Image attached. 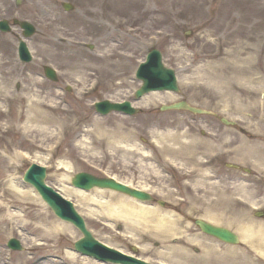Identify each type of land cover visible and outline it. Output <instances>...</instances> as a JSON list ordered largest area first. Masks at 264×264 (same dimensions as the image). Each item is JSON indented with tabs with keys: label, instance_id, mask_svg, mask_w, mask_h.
Here are the masks:
<instances>
[{
	"label": "bare ground",
	"instance_id": "obj_1",
	"mask_svg": "<svg viewBox=\"0 0 264 264\" xmlns=\"http://www.w3.org/2000/svg\"><path fill=\"white\" fill-rule=\"evenodd\" d=\"M103 6L112 14H118L119 9L107 3ZM223 32L224 39H217L218 46L210 53H201L200 61L195 65H179V83L182 88L187 84L193 85L196 90L206 88L216 96V103L223 108L231 105L237 108L236 116L232 119L242 126L241 132L248 134L239 133L235 144L230 140L227 144L230 143L234 150H242L246 157L252 156L245 162L263 174L264 110L259 109L264 108V74L258 64L262 41H253L254 36L250 33L242 35L233 26L225 28ZM61 39L60 36L55 40L59 43ZM44 41L54 42L48 36ZM10 67L11 60L0 57V235L6 237L18 232L26 250L20 254L11 252L8 255L0 250V264H105L78 254L69 242L64 241L65 238L74 239L71 224L54 218L40 195L30 185L20 183L14 175L15 166L22 158H32L33 162L47 166L52 161L51 154L65 146L68 137L74 136L71 143L74 142L75 149L76 138L85 129L81 128L78 118L66 116L68 110L45 95L44 83L32 74L25 75L21 80H8L7 77L12 73ZM119 69L124 72L127 68L121 66ZM90 74L85 73L78 79L83 85V94L90 92L84 83L86 77L94 76ZM125 81L126 78H122L117 85H122ZM16 82L20 84L19 89L13 88ZM180 99L172 91H153L134 105L147 108L154 101L161 104ZM8 103L11 104L9 108L6 107ZM151 120L154 124L147 130V143L145 139L143 143L138 142L142 137L139 131L124 129L120 125L108 131L95 119L91 122V131L97 135H107L106 146L111 150L115 146L112 138L116 134L120 140L127 141L126 157L122 163L131 175L135 173L144 179L153 177L168 181L164 179L165 169L159 168L153 160L156 152L160 153L166 164L181 172L183 190L191 192L195 198L190 202L204 204L205 210L200 217L234 230L241 239L240 245L229 246L205 238L186 237L181 217L171 210H163L113 190L94 188L84 191L60 183L63 197L68 200L76 198V205L82 215L98 217L111 229L115 223H121L123 233L133 238L135 244H140L141 253L153 254L157 259L155 261L153 255L141 256L146 263L264 264V219L254 217L251 212L260 202L264 206V192L262 197L253 200L246 191V179L221 177L216 173L214 164L208 162H212L210 158L208 161L204 159L205 153L210 156L209 153L214 148L212 141L206 142L191 134L175 121ZM16 134H19V140L12 139ZM103 140L100 138L98 144H102ZM32 150L41 153L32 156ZM56 169L65 172L64 176L71 173L72 165L69 161L60 160L56 162ZM109 176L129 186L152 192L153 188L147 184L137 186L131 180ZM56 177L62 181V177ZM171 186L168 182H160L157 186L159 191H155L167 198L174 207H178L180 203L175 198L177 192ZM234 200L243 204L238 212L239 218H227L223 212L236 208L233 207ZM246 206L252 208L248 209ZM193 211L191 204L186 213L192 214ZM182 236L188 241H170ZM154 239L161 240L162 244L156 247ZM189 245L198 246L201 251L193 254ZM127 253L134 255L132 252Z\"/></svg>",
	"mask_w": 264,
	"mask_h": 264
},
{
	"label": "rangeland",
	"instance_id": "obj_2",
	"mask_svg": "<svg viewBox=\"0 0 264 264\" xmlns=\"http://www.w3.org/2000/svg\"><path fill=\"white\" fill-rule=\"evenodd\" d=\"M16 2L17 0H0V19L27 20L36 27V32L30 38L25 39L32 54V61L24 63L18 56V41L19 38H24L22 30L17 27L11 33L0 31V57L11 60L12 63L10 67L12 73L7 77L8 80H21L25 75L32 74L44 83L45 95L68 110L69 113H66V116L78 118L81 128L85 129L76 138L75 149H73L74 142L71 143L74 137L72 136L68 137V143L65 146L51 154L52 161L46 166L48 169L46 182L58 191L61 189V184L73 188L71 177L80 172L99 177L114 175L121 180H131L133 185L147 184L157 192L160 182H168L172 185L171 189L177 192L175 198H178L180 205L174 207L169 202V206L160 208L171 210L181 217L186 237L218 241L203 234L194 224V219L203 214L204 204L197 201L190 202L195 198L191 192L187 193L183 190V176L179 169L166 164L160 153L156 152L153 160L159 168L165 169L164 179L168 181L156 180L153 177L144 179L135 173L131 175L122 163L126 157L127 141L120 140L119 135L116 134V137L112 138L115 146L111 150L106 146L107 135H97L92 132L91 122L94 119L100 121L108 131L118 125L124 129L139 131L142 137L138 139V142L143 143L145 139L147 143L149 142L147 130L154 124L151 118L165 122L175 121L183 129L189 130L191 134L197 135L206 142L207 140L212 141L214 148L211 153L218 152L216 157L218 155L223 159L241 157L245 161L252 156L246 157L242 150H234L230 143L227 144L228 140L236 143L239 134L237 129L227 128L218 121L219 119L206 115H194L186 110L163 111L161 106L169 105L170 103L167 102L160 104L154 101L148 104L147 108L137 105L135 107L140 109V112L135 115L120 112L102 115L95 110L94 104L106 99L139 102L134 97V92L141 85V81L136 79V69L151 49L157 48L162 51L164 62L171 68L177 70L181 63L193 66L200 61L201 53H210L218 46L217 39H224L223 30L232 26L242 35L250 33L254 36L253 41L261 39L258 64L260 71L264 74V0H21L20 4ZM64 2L70 3L73 10L66 11L62 6ZM105 3L119 9L118 14H112L109 9H104L103 4ZM47 36L54 42H45L44 38ZM60 36L62 39L57 43L55 39ZM45 66L56 70L58 81H52L45 76ZM121 66L126 67V71L122 72L119 69ZM121 72L122 75H120ZM85 73L94 75L92 78L86 77L84 81L90 89L87 94L82 93L83 85L78 80ZM122 78H126V81L122 85H117L118 80ZM13 88L19 89L20 84L14 83ZM178 95L187 102H196L197 107L200 108L226 109L235 114L237 112V108L232 105L223 108L221 104H217L216 96L206 88L196 90L193 85L187 84L184 88L180 86ZM9 106H11L10 103L6 104L7 108ZM259 110H264V108L261 107ZM203 131L206 134L203 135ZM246 134L248 132H245ZM100 138L104 139L102 144H98ZM12 139L19 140V134L14 135ZM30 152L32 156L35 153H41L38 150ZM211 153H209L210 156L205 153L204 159L208 161L209 158L214 157L213 155L211 157ZM60 160L71 163V173L63 176L65 172L57 171L56 162ZM32 163H34L32 158L26 157L15 166L14 175L24 185H30L24 182L23 176ZM243 165L252 168V174L258 176L253 180L260 178L264 181V173L257 172L250 163L244 162ZM214 167L221 177L233 178L241 175L224 166L218 170L215 163ZM56 176L62 177V181ZM244 178L246 181L252 179L250 176ZM247 188L253 189L252 186H247ZM263 192L264 189L260 187L256 196L252 194L254 195L253 200L255 197L257 199L262 197ZM155 193L154 196L168 201L167 198ZM70 200L76 205V198ZM149 204L152 203L149 202ZM191 204L194 211L192 214H187L186 209ZM233 205L235 209L243 206L237 200H234ZM258 206H262L261 202ZM76 208L79 211L77 205ZM246 208L251 209L252 207L246 206ZM48 209L54 218L59 219L49 207ZM82 216L86 220L88 229L98 240L126 251H131V247H137V256L152 257L153 254L141 253L140 244H135L133 238L123 233L121 223H115L111 229L98 217ZM71 226L74 230V239L65 238L63 240L69 242L74 249V243L82 235L76 227L72 224ZM186 237L182 236L170 241H188ZM11 238L20 240L19 233L15 232L6 237L0 235L1 251L8 255L11 252L20 254L26 250L21 240V250L10 249L8 241ZM153 241H156L154 243L156 247L162 244L159 239ZM189 246L193 254L201 251L198 246ZM152 258L155 256L153 255ZM154 260L157 261L156 258Z\"/></svg>",
	"mask_w": 264,
	"mask_h": 264
},
{
	"label": "water",
	"instance_id": "obj_3",
	"mask_svg": "<svg viewBox=\"0 0 264 264\" xmlns=\"http://www.w3.org/2000/svg\"><path fill=\"white\" fill-rule=\"evenodd\" d=\"M20 3V0L17 1ZM65 10L70 11L73 7L68 3H63ZM14 25H18L23 29L25 37H30L35 33V27L28 21L14 20ZM0 30L2 32H10L12 26L8 20H0ZM19 54L22 60L30 61L32 56L29 52L27 44L24 40H20ZM45 73L48 78L56 81L58 78L54 69L45 67ZM137 77L143 81V85L136 91V97L140 98L144 94L153 90H173L178 91V82L176 73L173 69L166 67L162 60V54L158 49H153L147 57V61L140 64L137 71ZM187 108L196 111L195 108L189 106L185 102L164 106L162 109H179ZM96 109L101 114H108L112 111H123L127 114H135L137 110L132 107L131 102H115L108 100L96 104ZM46 168L33 164L29 167L24 176V180L32 184L39 192L41 197L47 202L55 214L77 227L83 234V237L75 243L76 251L83 255L94 257L104 262H112L117 264H150L142 259L134 258L123 254L106 244L97 240L92 232L88 230L83 217L75 209L74 204L65 200L58 192L45 183ZM73 186L91 190L94 187L109 188L124 193L139 200H150V194L139 189L130 188L127 184L116 181L114 178H99L88 173H78L72 179ZM163 205V203H161ZM196 225L206 234L214 236L222 241L232 244L239 243V237L236 233L226 227L214 225L202 219H196ZM9 246L13 249H21L18 240L11 239Z\"/></svg>",
	"mask_w": 264,
	"mask_h": 264
},
{
	"label": "flooded vegetation",
	"instance_id": "obj_4",
	"mask_svg": "<svg viewBox=\"0 0 264 264\" xmlns=\"http://www.w3.org/2000/svg\"><path fill=\"white\" fill-rule=\"evenodd\" d=\"M235 112H231L229 110H224V109H219V108H213V109H208L206 110V116H209L210 118H215V119H219L220 117H223V116H228V115H233ZM220 121V119L218 120ZM231 129H237L236 126H232L230 127ZM212 154H214V157L210 158V160L212 162H214L216 164V167L217 169L219 170L223 165L226 166L227 163H228V160L227 159H223V157L219 156L216 157V155L218 154V152H213ZM236 162H241V158H236L235 160ZM233 161V162H235ZM231 170L235 171V172H238L240 173L241 175H236L238 179H244L243 176H250L252 179H250L247 183L248 186H252V190H249L247 189V192L250 193V194H254V195H257L258 192H259V188L262 187V189H264V181H262L260 178L259 179H255L253 180L254 178L258 177V176H255L252 174V170H249V172H244L243 169L241 168H238V167H234L231 168ZM218 175V174H217ZM220 175V174H219ZM255 181V182H254ZM224 216L227 217V218H231V217H234V218H239V215H238V210H235V208L229 212V211H225L224 212ZM263 218H264V211L261 215Z\"/></svg>",
	"mask_w": 264,
	"mask_h": 264
}]
</instances>
